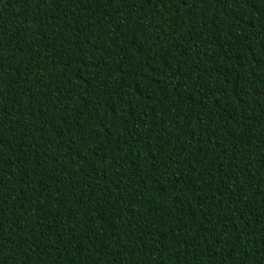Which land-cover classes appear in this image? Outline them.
<instances>
[{
  "label": "trees",
  "instance_id": "trees-1",
  "mask_svg": "<svg viewBox=\"0 0 264 264\" xmlns=\"http://www.w3.org/2000/svg\"><path fill=\"white\" fill-rule=\"evenodd\" d=\"M0 264H264V0H0Z\"/></svg>",
  "mask_w": 264,
  "mask_h": 264
}]
</instances>
